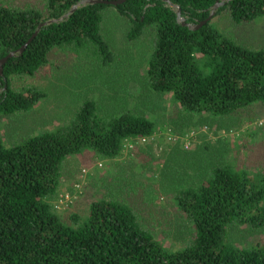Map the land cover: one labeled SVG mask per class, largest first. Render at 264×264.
<instances>
[{
  "label": "trees",
  "instance_id": "16d2710c",
  "mask_svg": "<svg viewBox=\"0 0 264 264\" xmlns=\"http://www.w3.org/2000/svg\"><path fill=\"white\" fill-rule=\"evenodd\" d=\"M82 1L47 0L45 13L0 4V61L31 41L5 62L0 75V264H264V245L242 248L229 239L233 226L264 229L260 172L220 165L200 185L179 188L175 202L194 237L174 251L119 200L94 201L86 217L71 215L68 224L51 206L69 158L91 151L116 159L127 140L156 133L151 119L130 112L102 117L97 103L86 100L70 122L53 131L14 145L1 133L3 117L27 113L46 98L39 89L15 90L13 78L35 76L55 48H92L103 67L114 63L101 34L109 7L129 20L128 40L154 30L147 69L154 92L172 94L190 114L212 118L264 104V47H244L212 22L223 13L236 25L256 22L264 17V0H126L118 6L86 4L70 13ZM217 3L224 5L204 23ZM79 189L77 184L65 195L71 200H64L71 204Z\"/></svg>",
  "mask_w": 264,
  "mask_h": 264
},
{
  "label": "rangeland",
  "instance_id": "374dc122",
  "mask_svg": "<svg viewBox=\"0 0 264 264\" xmlns=\"http://www.w3.org/2000/svg\"><path fill=\"white\" fill-rule=\"evenodd\" d=\"M46 1L0 0V4L45 13ZM212 22L244 47H264V17L236 25L223 13ZM129 29V20L109 7L101 34L115 56L113 64L103 67L92 48H55L35 76L14 77L15 90L39 89L46 98L27 113L3 117L1 133L7 145H14L53 131L70 122L86 100L97 103L102 117L130 112L151 119L156 133L145 142L127 140L116 159L106 160L91 151L69 158L62 167L61 192L51 206L68 224L71 215L86 217L94 201L119 200L133 209L146 230L176 251L194 237V227L175 202L179 188L200 185L220 165L264 174V104L223 118L190 114L172 94L154 92L149 86L154 30L148 28L130 41ZM77 184L81 192L70 204L65 195ZM229 239L242 248L263 246L264 229L233 226Z\"/></svg>",
  "mask_w": 264,
  "mask_h": 264
},
{
  "label": "water",
  "instance_id": "95a60500",
  "mask_svg": "<svg viewBox=\"0 0 264 264\" xmlns=\"http://www.w3.org/2000/svg\"><path fill=\"white\" fill-rule=\"evenodd\" d=\"M226 1H230V0H226ZM124 2H126V0H118V1L85 0V1L80 2L78 5L74 6L70 13H73L80 6L86 5V4H105V5H109V6H118V5H120V4L124 3ZM222 5H224V3H217L215 5L214 11L211 13V15L209 16L208 20H206L204 23H207V21L211 20L215 16L216 10ZM178 18H179V21L182 22L185 25L184 19L181 17V11L180 10H178ZM41 27L38 29V31L35 34V36L40 31ZM195 29H197V28H195ZM30 42L28 44H26L23 48H21L18 52L11 53L7 58H5L4 60L0 61V75L3 74L2 68H3V65L5 64V62H7V60L10 57H14V56H17L18 54H22L25 51V49L28 47Z\"/></svg>",
  "mask_w": 264,
  "mask_h": 264
},
{
  "label": "built area",
  "instance_id": "2783aa9c",
  "mask_svg": "<svg viewBox=\"0 0 264 264\" xmlns=\"http://www.w3.org/2000/svg\"><path fill=\"white\" fill-rule=\"evenodd\" d=\"M261 125H262V124H261ZM140 141L145 142L146 139H145V138H140Z\"/></svg>",
  "mask_w": 264,
  "mask_h": 264
}]
</instances>
